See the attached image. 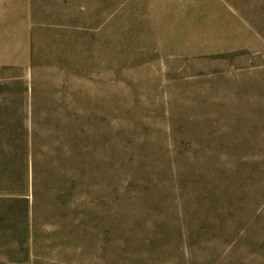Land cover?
Here are the masks:
<instances>
[{
    "label": "rangeland",
    "instance_id": "obj_1",
    "mask_svg": "<svg viewBox=\"0 0 264 264\" xmlns=\"http://www.w3.org/2000/svg\"><path fill=\"white\" fill-rule=\"evenodd\" d=\"M0 264H264V0H0Z\"/></svg>",
    "mask_w": 264,
    "mask_h": 264
},
{
    "label": "trees",
    "instance_id": "obj_2",
    "mask_svg": "<svg viewBox=\"0 0 264 264\" xmlns=\"http://www.w3.org/2000/svg\"><path fill=\"white\" fill-rule=\"evenodd\" d=\"M26 251V250H25Z\"/></svg>",
    "mask_w": 264,
    "mask_h": 264
}]
</instances>
